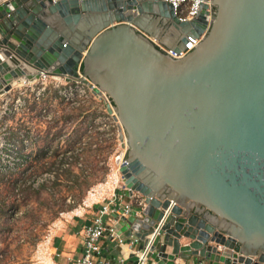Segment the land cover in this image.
<instances>
[{"label": "water", "instance_id": "95a60500", "mask_svg": "<svg viewBox=\"0 0 264 264\" xmlns=\"http://www.w3.org/2000/svg\"><path fill=\"white\" fill-rule=\"evenodd\" d=\"M211 3L181 21L164 0H0V96L44 74L108 97L141 202L115 228L146 264H264V0ZM190 36L180 59L153 41Z\"/></svg>", "mask_w": 264, "mask_h": 264}, {"label": "rangeland", "instance_id": "374dc122", "mask_svg": "<svg viewBox=\"0 0 264 264\" xmlns=\"http://www.w3.org/2000/svg\"><path fill=\"white\" fill-rule=\"evenodd\" d=\"M57 82L16 87L0 99V264H64L62 238L72 233L75 214L101 206L121 188L117 163L128 147L107 112L108 99L85 84ZM30 154L41 161L32 168L26 165ZM19 174L27 184L54 189L51 213L16 196ZM58 204L65 209L56 213Z\"/></svg>", "mask_w": 264, "mask_h": 264}, {"label": "built area", "instance_id": "2783aa9c", "mask_svg": "<svg viewBox=\"0 0 264 264\" xmlns=\"http://www.w3.org/2000/svg\"><path fill=\"white\" fill-rule=\"evenodd\" d=\"M164 1L171 5L175 15L181 21L194 20L200 14L203 4L209 5L210 14L207 16L208 20L212 21L214 18L211 0H164ZM202 38L203 37L190 36L188 38L187 43L184 45V49H180L179 51H176L174 49H169L156 40L153 41L161 51H163L164 53H166L167 55H169L174 59H180L185 57L192 50H194L201 43ZM48 78H53V77L43 74L40 79L35 80L33 83L29 82V84L43 82ZM62 79H55V80L58 81L57 83H59V81H61ZM75 83H79V82H75ZM104 96L108 99V97L105 94L103 96H98V97L103 98ZM125 161L126 159H123L121 163ZM122 186L123 185L121 182V189L123 188ZM140 203H141L140 199L137 196H135L132 197L130 201L124 204L123 206L119 205V203H117L115 198L110 199L106 204H104L102 208L94 216L91 223L85 227L83 231L82 249L78 257L76 258L69 257L71 263L72 264H127L129 258H132L137 261V264H146L148 249L146 248L142 250L138 249V245L140 244V239L136 236L122 238L118 234V230L115 228V224L117 222L116 218L112 217L113 219H111L112 220L111 223H106L105 221L106 216H109L110 218L115 213H117L121 208L124 209V215L127 216L131 212L133 207ZM107 238H109L112 242L116 243L117 246L121 248V253L119 255L115 257L105 256V248L103 245V240ZM124 249L129 251V253H131V256H126V254L124 253ZM200 264H204V262H200Z\"/></svg>", "mask_w": 264, "mask_h": 264}, {"label": "crops", "instance_id": "0c3cea01", "mask_svg": "<svg viewBox=\"0 0 264 264\" xmlns=\"http://www.w3.org/2000/svg\"><path fill=\"white\" fill-rule=\"evenodd\" d=\"M157 28L159 29V27H157ZM28 84H29V82L28 83H16L15 86L12 88V90L10 92H7L6 94L0 96V99H4V97H8V95L16 87H20V86L28 85ZM114 198L116 199L117 203H119V205H122V206L130 201L124 195L123 189L120 188L119 192H113V193L109 194L105 198V201L102 203L101 206H93V204H91V206H90L91 208L89 206H87L86 208L81 207L82 208V210L80 212L81 214H75V215H77V217H79V219L72 221L73 222L71 225L73 227L72 233H67L62 238L64 241H66L65 247L63 248V250L60 253L61 257L65 261L64 264H72L71 260H69V257L76 258L79 256L80 251L82 249L83 231H84L85 227L91 223L92 219L97 214V212L102 208V206L104 204H106L110 199H114ZM99 202L101 203V201H99ZM88 208L91 210H89ZM86 213H88V215H86ZM112 217L114 218V215L111 216L110 218H109V216H106L105 217L106 223H111L112 222L111 219H113ZM181 242H182V244H184L187 241H186V239H183ZM103 245L105 248V256L106 257H115L121 253V248L118 247L117 244L112 242L109 238L103 240ZM124 253L126 254V256H131V253H129V251H127L126 249H124ZM133 260L134 259L129 258V260L127 261V264H132ZM180 261L181 260H179V262ZM186 264H200V261L196 257H192L191 260L188 261ZM204 264H208V263L204 262Z\"/></svg>", "mask_w": 264, "mask_h": 264}, {"label": "trees", "instance_id": "16d2710c", "mask_svg": "<svg viewBox=\"0 0 264 264\" xmlns=\"http://www.w3.org/2000/svg\"><path fill=\"white\" fill-rule=\"evenodd\" d=\"M18 152L19 149H18ZM39 158H37L36 156H32V154L28 155L27 159H26V165L28 168H32L34 166V163H39ZM38 161V162H37ZM41 162V161H40ZM22 163V162H21ZM46 169V168H44ZM12 173L10 171H8V175ZM22 173V172H21ZM20 173V174H21ZM34 172H31L30 174H32ZM18 174V173H17ZM19 174V180H16L15 182V187L13 189V191H17L16 196H19L21 202L23 201L24 203H30L32 202L33 206H41L43 208L49 209L51 213L54 209V206L51 204V199H53V190L54 189H50L47 188L45 184H42L38 187L33 186L32 184H27L26 179L24 178V176L22 175V178H20ZM24 174V173H23ZM57 177L60 175L58 173H56ZM65 206H61L60 204H58V209L55 210L56 213H58L61 210H64ZM39 210V208L37 209V211Z\"/></svg>", "mask_w": 264, "mask_h": 264}, {"label": "bare ground", "instance_id": "6f19581e", "mask_svg": "<svg viewBox=\"0 0 264 264\" xmlns=\"http://www.w3.org/2000/svg\"><path fill=\"white\" fill-rule=\"evenodd\" d=\"M119 163H120V160H119Z\"/></svg>", "mask_w": 264, "mask_h": 264}]
</instances>
